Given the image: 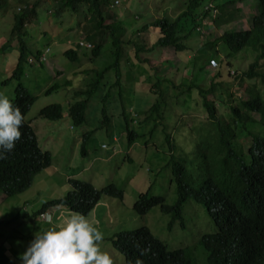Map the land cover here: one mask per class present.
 Returning <instances> with one entry per match:
<instances>
[{"label": "trees", "instance_id": "16d2710c", "mask_svg": "<svg viewBox=\"0 0 264 264\" xmlns=\"http://www.w3.org/2000/svg\"><path fill=\"white\" fill-rule=\"evenodd\" d=\"M133 1L126 0L125 2L130 5L133 4ZM177 1L183 5L184 9L175 18L166 14L161 18L152 19L151 23L135 24L136 28L132 27V21L128 19L127 25H131V31L136 35L134 39L132 36L129 38L126 34L127 25L124 26L123 14L118 11V6L121 5L119 4L120 0H51L56 8L52 10V7L49 6L48 9L57 21H61L64 18H61L62 14L68 12L70 16H76L78 22H82L79 24L81 26L83 24L81 31L85 39L78 42V47L89 49L91 51L89 58L92 61L98 56L104 57L102 65L97 69L81 71L86 75L81 86L75 88L72 86L71 80L65 79L63 84L57 82L50 86L48 92L63 86L71 89V98L67 103V108L72 123L76 126H84L89 121L99 124L97 128L84 134L81 146L82 156L87 155V142L92 133L98 129L109 132L110 124L116 116L120 115L125 120L128 143L131 145L139 139H145L140 143L145 144L147 148L153 147L150 145V141H154V132L161 126L164 127L161 129L166 132L168 141L165 145L171 152V156L175 157L169 162V168L172 175L171 183L175 185L178 199L175 204L171 205L166 202L164 195L141 194L138 198L145 205V209H141L136 201L134 210L138 216H147L154 207L159 206L162 212L172 216L168 227L172 226L179 219L181 206L187 199L183 197L182 192L193 195L197 202L204 205L206 209L213 210L214 229L203 233L198 242L191 246L170 247L165 237L163 235L156 237L148 224L117 233L115 236L118 238L120 235L134 231L138 235L148 237L147 239L154 243L149 257L134 255L130 258L131 261L141 260L144 264H197V250L202 247L206 264H264V98H261L258 90H248L244 85L245 79L260 78L264 82V66L257 69L260 61L264 60V0H254L246 10V12L255 14L251 27L244 29L234 27L221 33L217 30L219 35L215 37L212 36V33L216 29L213 28L221 29L222 26L235 19L233 18L235 14L244 11L240 7L234 10L230 8V4L234 0H226L221 5L216 3L219 0H170L168 5L175 6ZM44 2L45 0H0V11L7 10L12 3L22 4L19 10L14 12L13 26L9 37V40L16 39L18 47H20L18 62L15 68L14 64L9 67L6 74L10 73V77L4 80L7 83L17 78L19 82L14 95H9L1 90L0 93L8 96L20 108L24 116L20 141L16 143L11 153L6 154L5 159H0V199L2 197L12 198L30 188L41 172L50 168L53 163L51 152L41 148L36 128L32 126V120L28 119L36 96L21 82L27 63L25 54L29 47L23 34L38 20L39 11L45 12L39 8ZM222 6L226 7L221 14ZM14 7L16 9V6ZM165 10L166 8L163 7L160 12L165 13ZM206 10L209 11L206 12ZM212 10L217 12L215 18L212 19L213 27H209L203 21L206 16L211 17ZM142 16L143 14L136 13V21L140 22ZM126 17H129L128 13ZM37 24L40 25V22L37 21ZM187 24L191 25L189 30L184 29ZM206 27H208V32L204 31ZM43 28H40L42 29L40 30L42 31L41 37L45 38L49 35V31ZM154 32L159 33V38L152 45V49L161 51L171 49L175 54L195 49L196 45H189L187 42L195 33L196 37L201 36L200 45L194 53V59L196 64L198 61L203 62L198 68L200 72H205L207 76L210 69L214 75L209 77L210 85L201 86L198 81L191 83L187 90L198 89L202 101L197 105L205 109V119L210 120L212 128L202 135L196 148L192 146L183 148L181 146L183 143L175 144L168 133L170 129V126L167 125L169 123L168 115L163 114L161 110L168 109V101L164 98L166 92H163L162 87L169 79L163 82L157 77L154 105L149 110H135L133 113L138 116V120L131 117L125 108L124 100L123 107L117 115L114 113L115 108L104 105L108 97L113 95L109 85L123 88L124 60L125 56L126 58L128 56L125 45L132 44L136 57L142 61L140 53L151 50L146 49V42L140 39L141 34L151 35ZM125 36L128 37V40H124ZM106 38L110 40V45L104 48ZM86 44H90V47ZM252 44H260L259 53L255 56L254 62L244 72L232 70L231 67L234 65L232 59L249 51ZM61 47L63 54L68 59L76 61L79 58L77 49L67 44L61 45ZM1 49L6 50V45ZM46 51L47 48L36 49L32 60L35 63L44 64L42 56L46 55ZM105 53L106 55H104ZM105 56H108L109 59H105ZM212 61L216 62L214 67ZM130 75H127L126 79L131 82ZM110 77L108 84L107 80ZM113 77H115L114 81ZM226 80L227 82H224ZM128 86L132 100L129 98V103L133 102L132 98H137L135 105H140L142 103L139 99L141 95L136 97L131 83ZM233 86H237L244 96L240 97L234 94ZM181 94H185V91H179L178 95ZM99 101H102L103 105ZM40 116L45 119H60L63 116V105L60 103L47 105L40 110ZM188 119L190 116L186 119L182 116L175 126L179 125V121L182 122L181 124L188 125ZM144 126H151V128ZM135 128L141 130L137 131ZM145 128L148 129V133ZM113 136L118 138V135L110 134L111 138ZM251 137L254 139L251 140ZM159 146L161 145L155 144L157 150ZM177 147L183 151V156L177 157ZM187 153L191 155L190 158H187ZM127 158L130 163L133 162L132 157L127 156ZM216 160L229 165L233 162L245 164V178L231 184L227 189L222 182L209 176L204 166L203 162L211 167ZM196 169L198 175L195 174ZM208 171L214 174L211 168H208ZM139 175L141 176V174ZM49 182L53 186L62 184L50 176ZM70 184L71 189L66 196L44 203L35 212L29 213L25 211V206L19 205L17 217L21 220V225H24L23 229L32 224L34 232L38 233L50 227L51 225L45 223V219L41 216L50 207L49 215L52 217L53 225L77 213L84 214L100 229L102 221L99 217L93 221V217L96 215L93 214V211L103 196L106 194L121 200L125 196V189L116 184L114 180L104 189H98L91 181L82 180L79 177L71 178ZM55 207H57V211ZM91 214L94 216L90 217ZM24 238H34V233L30 232ZM112 238L103 239L101 244L115 243L117 239ZM130 239L128 234L121 240V243L129 244ZM0 249H2L1 245ZM6 249L5 254H1L0 250V264H20V258L19 262L8 259L10 252ZM120 251L126 257L132 254L128 250Z\"/></svg>", "mask_w": 264, "mask_h": 264}, {"label": "rangeland", "instance_id": "374dc122", "mask_svg": "<svg viewBox=\"0 0 264 264\" xmlns=\"http://www.w3.org/2000/svg\"><path fill=\"white\" fill-rule=\"evenodd\" d=\"M125 1L120 0L121 5L118 6V11L123 14L124 26L127 25L128 19H130L133 28H136L135 24L151 23L152 19L161 18L166 14L175 18L184 9L183 5L178 1L175 6L168 5V1L170 0H134L133 4L130 5ZM225 1L219 0L216 3H220L221 5ZM248 2L251 4L254 0H248ZM248 2H245L243 7L234 2L230 4V8L234 10L240 7L246 12ZM21 5L12 3L8 6L7 10L0 11V90L9 95L15 94V88L19 82L18 79H13L7 83L4 80L10 77V73L6 74L9 67H12L14 64L15 68L18 62L20 47H18L16 39L9 40V37L13 26L12 19H14V12L18 11ZM14 6H16L17 10ZM49 6L52 7V10L56 8V5L52 4L51 0H45L39 7L41 8L40 10H44L45 12L39 11L38 20L33 24V27L23 34L29 47L25 54L27 63L25 64L24 76L21 82L36 96V101L31 106L28 119L32 120L31 124L36 128L41 148L51 152L53 163L50 168L41 172L28 190L13 196L0 206L1 254H5V249L7 248L6 250L10 252L8 259L19 262L20 254L26 250L28 244L33 239H26L21 235V231L24 233L21 220L12 208L20 205L25 206L26 209L31 211L42 206L44 202L50 199L63 197L71 188L69 179L74 177L91 181L98 189L108 187L111 181L114 180L116 184L125 189L123 200L105 194L93 211V214H96L95 217L101 219L102 229L108 237H114L121 231L133 230L137 226L148 224L157 237H161V235L165 237L167 240L165 241L170 247L195 245L203 233H208L214 229L215 223L206 207L201 203L189 199L184 204V227L181 226L179 221H176L172 228L168 227L171 216L163 213L159 206L154 207L147 216L142 217L136 214L133 207L139 193L144 192L151 182L154 183L152 192L164 195L166 202L169 204L177 202L178 194L175 190V185L171 183L172 175L169 168V162L175 157L171 156V152L167 145H165L168 141L166 140V132L161 129L164 128L163 126L154 132V141H150V145L153 147L147 148L145 144L140 143L141 141H145V139H139L131 145L128 143L125 120L120 115L119 117L116 116L110 124L109 132L98 129L92 133L87 142V155L82 156L81 146L84 134L89 130L97 128L99 124L89 121L84 126L74 125L67 108L72 90L64 86L51 92H48V89L54 83L63 84L65 79L71 80V84L75 88L81 86L86 78V75L81 71L97 69L102 65L104 56H98L97 59L92 61L89 58L91 51L78 47V42L85 39L81 31L83 24L82 26L80 24L82 22H78L77 17L74 15L70 16L68 12L62 14L61 18H64L61 21H57L53 13L48 9ZM163 7L166 8L165 13L160 12ZM225 7L222 6L220 8L221 14L225 11ZM244 11L235 14L233 17L235 19L222 26L221 29L213 28L216 31L212 33V36L219 35L217 30L221 33L234 27L241 29L251 27V16ZM127 13L129 14L128 18L126 17ZM136 13L143 14L140 22L136 21ZM206 19L208 22L211 20L208 16H206ZM37 21L40 22V25L37 24ZM150 26L152 27L151 24ZM42 27L49 31V35L45 38L41 37L42 31L40 30L42 29L40 28ZM190 27L191 25L187 24L184 26V29L189 30ZM209 27H213V24H210ZM33 28L34 30H32ZM131 30V25H127L126 34L129 38L132 36L135 39L136 35ZM204 31L208 32V27ZM128 37L125 36L124 40H128ZM158 38L159 33L156 32L151 35L141 34L140 39L146 42V49L151 50L140 53L142 61L136 57L135 48L132 44L125 45L128 56L127 58L125 56L124 60L125 70L123 71V75L125 79H123V88L120 89L119 87H111L109 85L113 95L111 94L108 97L104 105L115 108L114 113L117 115L123 107L122 102L124 100L125 108L131 114V117L138 120V116L133 113L135 110H149L154 105L156 96L154 91L157 89L155 85L157 77L163 80V82L169 79L162 87L163 92H166L164 98L168 101V109L161 110L163 114L168 115L167 121L169 123L167 125L170 126L168 133L171 135L172 142L175 144L183 143L181 145L183 148L197 146L202 135L210 130L212 125L209 119H205V109L197 105V103L199 104L202 101V97L197 91L198 89L195 88L191 91L187 89L191 83H197L198 81L201 86L210 85L211 79L209 77L214 75L210 69L207 76L205 72H200L198 68L203 62L198 61L197 64L195 62L194 53L200 45L201 36L198 35L196 37L195 33L187 42L189 45H196L195 49L185 50L177 54L171 49L163 51L152 49V45ZM66 44L77 49L79 58L76 61L68 59L63 54L61 45ZM4 45H6V50L1 49ZM109 45L110 40L106 38L104 48H107ZM259 46L260 44H252L249 51L241 53L237 58H233L232 62L234 65L231 69L241 72L247 70L249 65L254 62L255 56L259 53ZM45 48H47L46 55L42 57L44 64H30L29 60L34 58L36 49ZM253 50H255L254 53H252ZM107 58L109 59L108 56H105V59ZM263 66L264 60H261L257 69ZM127 75L131 76V82L126 79ZM110 79L111 77L107 80L108 84ZM114 80L115 77H113ZM224 82H227V80ZM130 83L134 88L133 93L136 92V97L141 95L139 99L142 103L140 105H135L137 98H132L133 102L129 103L130 90L128 85ZM244 85L248 90H258L261 98H264V82L260 78L245 79ZM218 90H220V87H218ZM179 91H185V94L178 95ZM232 92L237 96H244L237 86L232 87ZM101 102L99 101V103ZM52 103L63 105V116L55 120L42 118L40 110ZM101 105L103 104L101 103ZM110 111L112 110L110 109ZM182 116L185 119L190 116V119H188L189 126L181 124V121H179L178 126H175ZM144 127L151 128V126ZM135 130L140 131L141 129L135 128ZM145 131L148 133L147 128H145ZM112 133L118 135V142L113 140L115 136L110 137ZM103 144H107L109 148H103ZM155 144L161 145L158 150ZM115 146L117 147L116 153L113 149ZM176 149L177 157L183 156V151L178 147ZM128 155L132 156L133 162L130 163L128 161ZM186 156L187 158L191 157L188 153ZM195 174L198 175L197 169ZM49 176L53 179L56 178L62 184L57 186L51 185ZM94 215L91 214V216ZM5 242L6 244H4ZM16 253L20 254L17 255ZM197 257V264H206L202 247L198 248ZM121 261L125 262L122 256Z\"/></svg>", "mask_w": 264, "mask_h": 264}, {"label": "clouds", "instance_id": "9594fccd", "mask_svg": "<svg viewBox=\"0 0 264 264\" xmlns=\"http://www.w3.org/2000/svg\"><path fill=\"white\" fill-rule=\"evenodd\" d=\"M234 2L243 7L245 2H248V0H234L232 3ZM249 4L250 3L248 2L246 10L248 9ZM247 13H249L251 16L252 25V18L255 14L251 12ZM215 16L216 11H213L210 17V22H208L207 19H205V21L203 22L208 25L213 24L212 19L215 18ZM42 60L44 61L43 58ZM29 63L34 64L35 62L30 59ZM23 123L24 116L20 108L16 106L8 96L0 93V159H5L6 154L11 153L15 148L16 143L20 141L22 135L21 126L23 125ZM253 139L254 138L251 137V140ZM113 140L118 142V138L116 136L113 138ZM193 147L196 148V146ZM103 148L108 149L109 146L107 144H103ZM113 149L116 153L117 147L115 146ZM128 157L132 156L128 155ZM203 163L209 176L213 177L218 182H222L227 187V189L230 188L231 184L239 182L240 180H243L245 178L246 170L245 164L243 163L233 162L229 165L216 160L211 167L207 166L205 162ZM208 168H211L214 171V174L210 173L208 171ZM149 171H151V169H149ZM153 185L154 183L151 182L148 188L144 192L139 193V195H154L155 193L152 192ZM182 195L187 199L185 202H183L179 214V219L176 221H179L181 226L184 227V204L189 199H193L196 202L197 200L193 195L189 193L182 192ZM9 199L10 198L2 197L0 199V206ZM136 201H138L141 209H145V205L139 198H137ZM44 203L42 204V206L44 205ZM50 208H48L45 213L41 214V216L45 219V223L51 226L42 232L34 234V238L28 244L26 250L20 254V264H144L141 260H137L135 262L131 261L130 258L134 255H139L141 257L147 258L154 248V243L148 240V237L138 235L134 231H130L129 233L120 235L118 238L117 236H114L113 238L115 240L117 239L115 243L110 242L108 245L101 244V241L108 238V236L106 235L102 227L98 229V227L93 222H91L86 216H84V214H72L64 218L62 222L53 225L52 217L49 215ZM12 209L15 210V213L18 216V207H13ZM36 209L29 211L25 208V211L32 213L35 212ZM55 210L57 211V207H55ZM207 211L213 218V210L207 209ZM96 219L97 218L94 216L93 221H96ZM175 222L173 223V225L175 224ZM173 225L170 226V228H172ZM23 227L24 225H22V228ZM32 227V224L27 225V230L23 229L24 233H22L21 231V235L26 236V234L30 232L34 233L35 229L33 230ZM128 234L131 237V242L125 245L121 243V240ZM120 250L131 251L132 254L129 257H126ZM121 256L125 262L121 261Z\"/></svg>", "mask_w": 264, "mask_h": 264}, {"label": "built area", "instance_id": "2783aa9c", "mask_svg": "<svg viewBox=\"0 0 264 264\" xmlns=\"http://www.w3.org/2000/svg\"><path fill=\"white\" fill-rule=\"evenodd\" d=\"M116 3H118V2H116ZM88 47H90V44H86ZM212 65H213V67L216 65V62L215 61H212Z\"/></svg>", "mask_w": 264, "mask_h": 264}, {"label": "bare ground", "instance_id": "6f19581e", "mask_svg": "<svg viewBox=\"0 0 264 264\" xmlns=\"http://www.w3.org/2000/svg\"><path fill=\"white\" fill-rule=\"evenodd\" d=\"M119 4H120V2H119ZM211 4H212V3H211ZM212 9H213V8H212ZM214 9H215V8H214ZM210 10H211V9H210ZM207 11H209V10H206V12H207ZM212 11H213V10H212ZM212 11H211V12H212ZM216 12H217V11H216ZM210 16H211V15H210ZM42 57H43V56H42ZM44 57H45V56H44ZM16 68H17V67H16ZM23 75H24V74H23ZM16 79H17V78H16ZM92 185H93V184H92ZM94 187H95V186H94ZM1 195H2V193H1ZM37 216H39V215H37Z\"/></svg>", "mask_w": 264, "mask_h": 264}]
</instances>
